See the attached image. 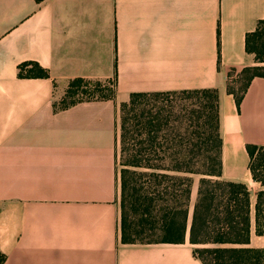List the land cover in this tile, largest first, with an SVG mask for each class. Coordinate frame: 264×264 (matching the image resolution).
<instances>
[{
    "label": "crops",
    "instance_id": "obj_1",
    "mask_svg": "<svg viewBox=\"0 0 264 264\" xmlns=\"http://www.w3.org/2000/svg\"><path fill=\"white\" fill-rule=\"evenodd\" d=\"M261 21L264 0H0L4 264H203L189 234L184 244L122 243L120 105L134 94L217 90L221 179L256 193L247 147L264 146V77L240 110L227 81L256 65L246 39ZM30 62L49 77L20 78ZM115 75V101L56 111L71 81ZM252 222L248 247L264 249Z\"/></svg>",
    "mask_w": 264,
    "mask_h": 264
},
{
    "label": "trees",
    "instance_id": "obj_2",
    "mask_svg": "<svg viewBox=\"0 0 264 264\" xmlns=\"http://www.w3.org/2000/svg\"><path fill=\"white\" fill-rule=\"evenodd\" d=\"M256 65L230 72L227 91L238 109L255 78L264 77V21L246 39ZM20 78H48L38 63L19 66ZM117 76L105 81L70 82L60 106L115 101ZM181 95L180 100L175 97ZM117 174L120 231L124 244H184L195 247L203 264H264V249L249 248L252 194L222 177L217 90L134 94L120 105ZM249 170L260 185L255 230L264 235V146L247 147ZM118 163L121 170L118 169ZM193 175L201 176L192 207ZM191 219V223H190ZM6 261L0 253V264Z\"/></svg>",
    "mask_w": 264,
    "mask_h": 264
},
{
    "label": "rangeland",
    "instance_id": "obj_3",
    "mask_svg": "<svg viewBox=\"0 0 264 264\" xmlns=\"http://www.w3.org/2000/svg\"><path fill=\"white\" fill-rule=\"evenodd\" d=\"M180 98H181V95H178V96H176L175 97V99L176 100H180ZM60 100H58L57 102H56V105L57 106H60ZM118 169L119 170H121V166L119 165V163H118ZM201 176H199V175H193V177H192V179H193V187H194V184H195V181L196 180H198L199 178H200ZM192 187V188H193ZM199 187V186H198ZM259 191V190H258ZM257 191V192H258ZM257 192L255 193L254 191L252 192V194H255V199L254 200H252V220H253V218H254V225H255V204H256V195H257Z\"/></svg>",
    "mask_w": 264,
    "mask_h": 264
}]
</instances>
